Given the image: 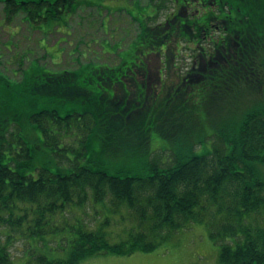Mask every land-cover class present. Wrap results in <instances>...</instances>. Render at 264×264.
<instances>
[{"label": "trees", "instance_id": "1", "mask_svg": "<svg viewBox=\"0 0 264 264\" xmlns=\"http://www.w3.org/2000/svg\"><path fill=\"white\" fill-rule=\"evenodd\" d=\"M14 2L5 1L7 13H12ZM205 10L203 15L179 14L174 22L143 30L142 44L164 60L162 68L170 73L180 70L176 61L183 52L182 43L190 50L188 45L202 40V28L190 34L192 25L200 21L213 23L214 28L216 22L221 25L218 34L210 26L206 46L193 50L197 59L202 56L211 61L207 73L202 74L199 68L203 64H197L196 75L192 65L179 75L180 81L177 78L185 94H191V108L187 113L180 111L178 118L196 112L197 107L210 118L221 114L225 104L233 106L238 101L243 111L246 100L251 99L236 128L230 132L231 123L225 120L211 123L197 119L190 125L180 119L172 130V113L161 128L137 134V143L130 146L131 151L145 149L150 132L156 131L171 140L170 159L143 158L135 165L112 169L106 159V144L97 151L93 147L94 127L97 122L102 124L94 113V118L87 112L61 116L49 107V101L42 100L47 107L29 114L26 127L14 111L4 107L6 115L0 113V264L22 262H16L11 252L19 240L30 244L31 257L25 264H78L99 255L153 251L174 233L196 223L205 224L215 242L222 241L217 264H264V225L258 221L264 213V178L257 168L264 165V0H218ZM150 61H142L137 78L128 82L124 72L111 66L96 71L120 94L121 111L128 113L114 114V118L124 129L127 118H138L144 110L140 103L144 93L131 101L122 99H126L129 85H134L136 92L142 89ZM48 81L56 87L88 85L76 70L52 73ZM148 97L145 103L151 100ZM204 105L210 109L205 110ZM203 124L216 131L209 135L214 138L211 149L200 155L196 146L202 137L196 129ZM192 132L193 141L189 139ZM76 140L79 148L73 147ZM66 152L72 156L67 157ZM42 153L55 155L54 163L40 162ZM88 202L93 207L100 205L101 212L96 209L94 218L98 227L91 229L83 221L79 226L64 223L67 209L82 210ZM58 215L63 216L61 222H56ZM127 218L130 224L124 222ZM57 225L73 234L66 259H49L33 249L41 246L46 234L58 230Z\"/></svg>", "mask_w": 264, "mask_h": 264}, {"label": "rangeland", "instance_id": "2", "mask_svg": "<svg viewBox=\"0 0 264 264\" xmlns=\"http://www.w3.org/2000/svg\"><path fill=\"white\" fill-rule=\"evenodd\" d=\"M5 1L0 0V113L5 116L3 109L9 107L26 127L29 125V114L47 107L44 101H49V107L53 106L61 116L70 112L79 115L87 112L93 117L94 113L96 120L102 124L97 122L94 127L93 147L97 151L102 148L103 143L106 144V159L112 169L135 165L140 160L143 162V158L154 157L162 162L170 159L168 150H173L171 140L156 131L150 132L145 149L133 148L134 151H131L130 146L132 142L137 143V134L161 128V124L172 113V130L179 125L180 119L190 125L197 119H206L211 123L224 120L231 123L229 127L232 132L246 112L243 111L251 105V99L246 100L242 111L238 104L241 101L233 106L228 103L222 108L221 114H211L210 118L202 108L194 107L196 112L191 111L178 118L180 111L181 114L185 112L183 110L187 113L191 108V94H185L184 88L178 83L180 78L177 80L176 76L168 75L162 79L161 85L158 80L150 79L160 85L154 94L151 91L146 93L145 84L134 94L135 86L129 85L133 88L131 96L144 93L140 98L144 110L139 113L138 118H127L124 129L122 124L115 123L114 114L125 115L128 111H121L124 103L112 95L111 86L104 83L96 71L101 73L106 65H110L112 69L124 72V80L127 82L137 78L145 48L142 37L135 38L138 24L130 17L145 25L147 18L156 14L157 4L150 3V0H59L57 4V0H13L20 7H14L11 9L12 13H7ZM171 8L172 5L160 10L155 21L162 22ZM155 21L149 24L154 25ZM182 50L177 60L180 68L178 71L181 72L192 62L189 57L191 51L184 48ZM160 61L155 56L151 61L155 79L154 72L159 70ZM74 69L87 79L88 85L82 87L79 83H74L50 86L49 75ZM23 74L27 76L25 82L22 81ZM147 97H151L150 103H145ZM115 101H118L116 106ZM207 106L204 105L205 110L210 109ZM196 130L199 137H202L201 143L196 146V153L201 155L211 149L214 138L209 135L214 134L216 129L203 124L202 128L198 127ZM193 132L189 136L192 141ZM71 133L79 138L77 131ZM164 134L169 135L171 132ZM73 147H80L77 140ZM66 156L71 157L72 154L66 152ZM94 157L98 158L97 155ZM38 158L40 162L49 160L53 164L56 156L42 153ZM257 168L264 178V165L259 164ZM96 209L101 212L100 205L93 207L90 202L82 210L69 208L64 213V218L73 221V224L68 220L64 223L79 226L83 221L91 225V229H95L99 226L94 220ZM55 219H58L56 222H61L63 216L58 215ZM129 221L128 218L124 220L126 224H130ZM258 221L264 225V213L258 217ZM57 227L58 230L44 236L41 246L35 245L33 249L49 259H66L70 252L69 240L73 234L66 227ZM221 243V240L215 242L211 239L205 224L196 223L174 233L153 251L137 252L129 256L99 255L78 264H217ZM29 247L26 240L15 242L11 250L14 260L25 264L31 257Z\"/></svg>", "mask_w": 264, "mask_h": 264}, {"label": "flooded vegetation", "instance_id": "3", "mask_svg": "<svg viewBox=\"0 0 264 264\" xmlns=\"http://www.w3.org/2000/svg\"><path fill=\"white\" fill-rule=\"evenodd\" d=\"M218 0H172V8H171V11L169 12V15H168V18H167V23H170V22H174L176 21V17L177 15H181L183 14L184 16H190V15H194V9L196 7H198L196 9L195 12H197L198 10H200L199 8L200 7H206L207 5L209 4H212V3H217ZM213 23H207V22H198V23H195L194 26L192 25L191 26V29H189V32L190 34H193L194 33V29H196V31L199 29V28H202L201 31V34H202V40H206L208 39V31L210 29V26H212ZM221 27V25H215V28L217 30H219ZM203 57L202 56H199V59H197L195 56H193V60H192V73L194 75H196V71L198 70L196 68V65L197 64H203V66L201 68H199V70L202 71V74H206L207 73V70H208V63H210L211 61L207 62L205 61L206 59H202ZM191 65V66H192ZM151 80H154L152 77L150 78ZM198 79H202V76H199ZM148 86V87H146ZM113 87H115V85H113ZM145 88H148L152 93H155V88L153 87L152 84H145ZM127 94H126V99H122V100H128V101H131V100H134L136 99V97L134 96H131L130 94V90H126ZM113 96H116L117 93L113 92L112 93ZM123 98V97H122Z\"/></svg>", "mask_w": 264, "mask_h": 264}]
</instances>
